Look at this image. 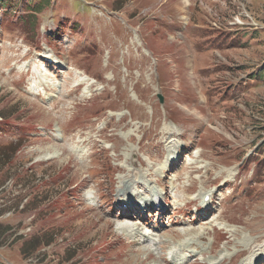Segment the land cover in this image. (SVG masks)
Listing matches in <instances>:
<instances>
[{"label": "rangeland", "instance_id": "rangeland-1", "mask_svg": "<svg viewBox=\"0 0 264 264\" xmlns=\"http://www.w3.org/2000/svg\"><path fill=\"white\" fill-rule=\"evenodd\" d=\"M42 9L0 8V264H167L197 230L184 264H264V0ZM151 172L178 186H158L178 208L132 217L159 247L117 218Z\"/></svg>", "mask_w": 264, "mask_h": 264}, {"label": "bare ground", "instance_id": "bare-ground-1", "mask_svg": "<svg viewBox=\"0 0 264 264\" xmlns=\"http://www.w3.org/2000/svg\"><path fill=\"white\" fill-rule=\"evenodd\" d=\"M52 62H54L52 60ZM177 129V127H175ZM175 130V129H174ZM60 132V131H59ZM176 132H179V130L177 129ZM132 150H129V152H131ZM127 156V154H126ZM129 156V155H128ZM136 162V161H135ZM136 175V174H135ZM127 179L126 181H122L123 185H124V188H130L132 186H135V190L136 191H139V190H143L145 187H147L145 181L143 180H137V179H131L128 181V178H125ZM159 184V183H157ZM160 185V184H159ZM150 188V193H148V196L146 197H142L143 194H134L133 192H130L126 191V193H121V195H124L125 197L122 198V199H119L117 200V202H119L120 204L123 203V201H125L126 197H130L131 195L135 196L139 202V205L136 207H132L130 208L129 206L127 208H125L121 213H118L117 214V218L120 219V221H126V222H131V226H128L127 227V230L129 231V234H132L131 237L135 239V237L138 239V244H142V242H144L145 240L147 242H152L153 244H155L157 242V245L158 247L160 246V238H159V241L156 239V238H153L152 236L154 237H157L155 235H147L145 234L144 232L141 231V227L142 225L141 224H133L132 225V217H136L138 214L136 213V209L139 210V213L144 216L146 218V210L150 209V208H157V207H160L161 203H162V200L165 198L163 196V193L159 192L157 190V187L155 188H152L151 185L148 186V189ZM175 187H173L174 189ZM208 194H202V197H201V200L200 202H205L206 198ZM193 200V199H191ZM191 200H188V201H191ZM197 199H195L194 202H196ZM212 202L214 201V199L211 200ZM193 202V203H194ZM192 203V204H193ZM185 205V203H184ZM191 205V204H190ZM190 205H185V207H188ZM164 207V205H161ZM208 208H210V204H204L202 205V207L197 211L199 213H206L208 211ZM141 209V210H140ZM179 210H182L181 208ZM185 214L189 213L191 211V209H183ZM201 210V211H200ZM139 214V215H140ZM150 216V214H149ZM138 219H142V218H138ZM147 219V218H146ZM146 219H143V220H146ZM147 230V227L145 225V229L144 231ZM180 230V229H179ZM186 230V229H185ZM190 230H193V229H190ZM184 230L181 229V231L179 232H183ZM202 230H197V233L194 234L192 233L191 235H188V234H185L183 232V236H185V238H181L183 241H179L180 243L177 244V245H174L177 249L180 247V251L179 252H175L174 255H170L171 256V259L167 260V264L168 263H173V264H182V263H185L187 258L189 257L188 254H195V250L189 252V248L187 247V243L188 242H192V241H195V239L198 237V235L201 233ZM182 234V233H181ZM176 234H171L169 236H167L166 238H168L169 240H172V239H175L177 238L175 236ZM187 238H191V241H188L186 240ZM178 240V239H176ZM175 241V240H173ZM161 249H165V244L164 243H161ZM148 255H150V253H148ZM260 255L259 253L256 254V256ZM261 259H264V255L263 257L261 256ZM249 260V257L248 259Z\"/></svg>", "mask_w": 264, "mask_h": 264}, {"label": "trees", "instance_id": "trees-1", "mask_svg": "<svg viewBox=\"0 0 264 264\" xmlns=\"http://www.w3.org/2000/svg\"><path fill=\"white\" fill-rule=\"evenodd\" d=\"M22 0H0V8L1 9H5L6 11L8 12H12L13 9L15 8V4L17 3L16 7L18 6V4L22 3L21 2ZM50 4V0H39L38 3H33L31 6H27L26 7V10L28 11V13H39V12H42L43 11V7L46 6V5H49ZM33 15H37V14H33ZM28 18V17H27ZM26 21V22H25ZM22 22L26 23L29 27L31 26V24H33V27L35 26L34 23H35V20L31 22V20H22ZM31 22V23H29ZM262 71V70H261ZM260 71V72H261ZM1 117V116H0ZM13 153V152H12ZM4 156H8V154L6 155H3ZM2 157V155L0 156ZM33 241V240H32ZM36 243V241L34 242Z\"/></svg>", "mask_w": 264, "mask_h": 264}, {"label": "water", "instance_id": "water-1", "mask_svg": "<svg viewBox=\"0 0 264 264\" xmlns=\"http://www.w3.org/2000/svg\"><path fill=\"white\" fill-rule=\"evenodd\" d=\"M160 97V96H159ZM160 99L162 100V97H160Z\"/></svg>", "mask_w": 264, "mask_h": 264}]
</instances>
